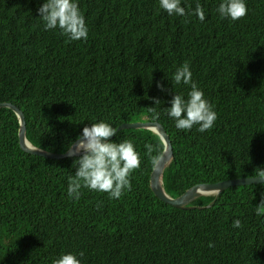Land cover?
Returning <instances> with one entry per match:
<instances>
[{
	"label": "trees",
	"instance_id": "1",
	"mask_svg": "<svg viewBox=\"0 0 264 264\" xmlns=\"http://www.w3.org/2000/svg\"><path fill=\"white\" fill-rule=\"evenodd\" d=\"M220 2L181 0L189 12L203 7L201 22L169 15L159 0H78L88 37L71 41L44 28V0H0V102L23 110L35 146L63 153L92 122L153 121L149 98H159L174 152L163 172L168 194L254 177L264 168V0H245L247 15L235 21L219 16ZM185 62L217 113L203 133L177 129L165 111L175 93L187 99L190 85L172 84ZM123 139L141 157L131 189L110 199L81 188L75 200L67 189L78 156L24 151L17 114L0 108V264H52L81 251V264H264V215L255 214L264 185L231 186L190 204L203 208L180 209L151 188L145 145L161 156L160 136L124 129L111 140Z\"/></svg>",
	"mask_w": 264,
	"mask_h": 264
},
{
	"label": "clouds",
	"instance_id": "2",
	"mask_svg": "<svg viewBox=\"0 0 264 264\" xmlns=\"http://www.w3.org/2000/svg\"><path fill=\"white\" fill-rule=\"evenodd\" d=\"M159 4L169 15L195 14L201 22L205 20L204 9L199 3L191 12L181 6V0H159ZM37 11L46 30L58 28L71 41L87 39L88 28L78 0H44ZM216 11L221 18H230L235 21L246 16L248 9L245 0H221ZM180 83L190 85L187 99L182 94L175 93L170 101L171 106L165 108L167 115L174 120L175 127L179 130L189 131L197 125L199 132L211 130L217 120V113L198 84L192 80V73L187 62L177 68L173 75L172 84ZM157 87L161 91L166 90L162 82H157ZM149 99L153 100L154 106L162 102L159 98L150 97ZM154 106L149 107V111L153 113L152 120L158 121L160 113ZM152 131L157 132L155 125ZM117 133L118 127L99 120L92 122L90 126L85 125L77 140L71 143L68 148L69 153L78 155V158L73 161L76 168L74 176L68 178L69 197L79 200L80 189L87 188L108 193L110 199H119L126 190L131 189L130 176L140 167L141 157L131 140L123 139L117 143L110 139ZM145 148L153 167H157L161 159L160 154L152 155L154 151L152 144H146ZM164 148L167 149L166 144ZM252 178H259V182L264 185V168H260ZM100 206V204L97 205V207ZM255 214L264 215V192L261 193V202L256 205ZM232 226L242 227L241 220H233ZM209 246H213L211 242ZM83 255L82 251L62 253L59 258L53 260L52 264H81L79 257Z\"/></svg>",
	"mask_w": 264,
	"mask_h": 264
},
{
	"label": "water",
	"instance_id": "3",
	"mask_svg": "<svg viewBox=\"0 0 264 264\" xmlns=\"http://www.w3.org/2000/svg\"><path fill=\"white\" fill-rule=\"evenodd\" d=\"M0 108H10L12 109L18 116L19 119V143L21 148L31 154L43 156L49 159H64L67 157H73L78 155H71L69 150L67 149L63 153H55L52 151L45 150L43 148L35 146L26 135L27 126H26V117L24 112L16 105L11 102H0ZM156 126L157 132L163 139H161L164 145H167V149L161 155V159L158 163V166L153 168L151 172L150 184L152 191L154 194L163 202L173 205L174 207L180 209H194L198 206L190 205L196 198L202 195H210L215 194L216 198L218 195L224 190L228 189L231 186H239V185H250V184H259V178L252 177H240L229 180H223L216 183H197L187 189L184 193H182L178 197H172L169 195L163 185V172L166 166L171 162L173 157V145L172 140L167 133L164 125L159 121H135V122H124L118 126V132L124 129H151L153 126ZM115 136V135H114ZM111 137L110 139L114 138ZM215 203L213 200L207 207L212 206ZM198 208H203L202 206Z\"/></svg>",
	"mask_w": 264,
	"mask_h": 264
}]
</instances>
